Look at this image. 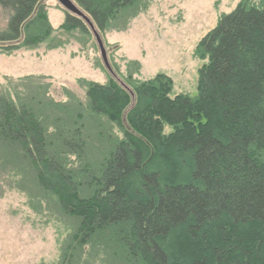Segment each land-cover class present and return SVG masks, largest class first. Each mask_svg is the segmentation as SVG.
Returning <instances> with one entry per match:
<instances>
[{
  "label": "trees",
  "instance_id": "1",
  "mask_svg": "<svg viewBox=\"0 0 264 264\" xmlns=\"http://www.w3.org/2000/svg\"><path fill=\"white\" fill-rule=\"evenodd\" d=\"M42 1L0 0L1 52L52 31ZM73 1L100 36L143 9ZM74 27L87 31L65 12L57 29ZM196 52L207 61L192 96L170 97L161 73L86 81L83 103L0 85V171L15 187L27 171L28 196L58 213L48 264H264V0H240Z\"/></svg>",
  "mask_w": 264,
  "mask_h": 264
},
{
  "label": "rangeland",
  "instance_id": "2",
  "mask_svg": "<svg viewBox=\"0 0 264 264\" xmlns=\"http://www.w3.org/2000/svg\"><path fill=\"white\" fill-rule=\"evenodd\" d=\"M239 1L142 0L143 9L124 30L102 32L108 63L123 82L127 77L142 80L161 73L172 81L170 97L195 95L198 71L207 61L196 47ZM42 5L52 31L31 47L0 51V85L33 97L45 90L55 101H66L69 92L83 103L84 83H104L110 74L88 26L84 32L75 27L57 29L66 11L57 0H43ZM4 25L0 10V30ZM92 133L86 141L94 152L98 146ZM10 173L7 182L0 171V264H48L56 252L57 230L51 220L57 224L58 213L53 205L34 203L28 196L39 190L27 171L19 176L20 187L8 185L14 181L15 173Z\"/></svg>",
  "mask_w": 264,
  "mask_h": 264
},
{
  "label": "water",
  "instance_id": "3",
  "mask_svg": "<svg viewBox=\"0 0 264 264\" xmlns=\"http://www.w3.org/2000/svg\"><path fill=\"white\" fill-rule=\"evenodd\" d=\"M57 2L66 11H68L69 13L79 17L81 20H83L87 24L88 28L90 29V31H91V33H92V35L94 37L95 43H96L98 51H99V55H100L101 61H102L103 65H104L105 69L109 72V74H111L112 77H115V74L113 73V71H112V69H111V67H110V65L108 63L107 56H106V51L104 49L102 40H101L98 32L94 28L93 23L90 21V19L71 0H57ZM129 93H130L131 97L133 98L132 92L129 91Z\"/></svg>",
  "mask_w": 264,
  "mask_h": 264
}]
</instances>
